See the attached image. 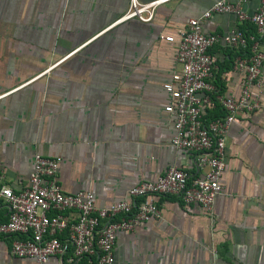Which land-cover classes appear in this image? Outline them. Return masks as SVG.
Instances as JSON below:
<instances>
[{
  "label": "crops",
  "instance_id": "1",
  "mask_svg": "<svg viewBox=\"0 0 264 264\" xmlns=\"http://www.w3.org/2000/svg\"><path fill=\"white\" fill-rule=\"evenodd\" d=\"M213 1L166 0L142 21L120 19L129 0H0L1 182L20 190L34 153L59 157L61 190H89L104 207L169 165L195 174L171 145L173 113L166 107L173 98L163 85L178 68L179 30ZM258 5L242 1L247 12ZM235 24L232 14L215 13L202 27L220 34ZM211 52L220 76L234 51L216 44ZM238 76L229 71L217 81L225 95L237 92ZM258 97L259 107L237 113L227 130L211 213L157 196V217L116 232L113 264H264V90ZM7 213L0 198V221ZM10 243L0 235V264H37L12 255ZM42 264L63 263L53 255Z\"/></svg>",
  "mask_w": 264,
  "mask_h": 264
},
{
  "label": "built area",
  "instance_id": "2",
  "mask_svg": "<svg viewBox=\"0 0 264 264\" xmlns=\"http://www.w3.org/2000/svg\"><path fill=\"white\" fill-rule=\"evenodd\" d=\"M164 1L129 0L120 19L150 20L155 6ZM242 1L215 0L186 20L177 34L174 60L178 68L163 85L173 98L166 107L173 113L171 145L182 151L196 173L169 165L156 179L140 181L126 190L124 198L99 207L89 190L62 191L56 179L60 158L36 152L24 188L14 191L0 176V198L8 209L6 219L0 221V235L11 237L12 255L30 257L37 264L53 255L63 264H83V260L113 264L116 232L132 231L157 217V196L177 197L211 213L221 188L227 130L237 113H252L259 107L258 95L264 90V0L252 12L242 8ZM215 13L232 14L236 24L224 33L205 32L203 21ZM160 37L173 40L171 35ZM216 44L234 51L229 68L220 76L222 69L211 52ZM229 71L239 75L237 92L225 95L217 81L227 80ZM214 111L219 113L208 117Z\"/></svg>",
  "mask_w": 264,
  "mask_h": 264
},
{
  "label": "trees",
  "instance_id": "3",
  "mask_svg": "<svg viewBox=\"0 0 264 264\" xmlns=\"http://www.w3.org/2000/svg\"><path fill=\"white\" fill-rule=\"evenodd\" d=\"M247 30H248V31H252L253 28L250 26V27H247ZM218 113H219V111L211 112V113L208 115V117L216 116Z\"/></svg>",
  "mask_w": 264,
  "mask_h": 264
}]
</instances>
